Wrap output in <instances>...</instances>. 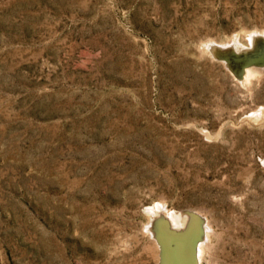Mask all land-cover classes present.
I'll list each match as a JSON object with an SVG mask.
<instances>
[{"label": "rangeland", "instance_id": "1", "mask_svg": "<svg viewBox=\"0 0 264 264\" xmlns=\"http://www.w3.org/2000/svg\"><path fill=\"white\" fill-rule=\"evenodd\" d=\"M190 214L264 264V0H0V264H162Z\"/></svg>", "mask_w": 264, "mask_h": 264}, {"label": "bare ground", "instance_id": "2", "mask_svg": "<svg viewBox=\"0 0 264 264\" xmlns=\"http://www.w3.org/2000/svg\"><path fill=\"white\" fill-rule=\"evenodd\" d=\"M176 218L177 217L175 216V219ZM181 220H182L181 221L182 223L184 219H181ZM195 220H196V216L190 214L189 218L185 222H183V225H184L183 232H185L183 234L177 233L176 230H172L170 228L165 229L161 223L162 219L157 220L153 224L152 234H154L153 236H155L154 238L156 239L157 244L160 246L159 248L161 249L162 264H190L187 261L188 260V253H187V248H186L187 246H185L186 244H184V242L187 241L186 238L188 236V232L190 228L192 227V224H194ZM176 223L178 224L179 222H176ZM173 226L175 227V225ZM177 226H179V224ZM199 249H198V252H199Z\"/></svg>", "mask_w": 264, "mask_h": 264}, {"label": "water", "instance_id": "3", "mask_svg": "<svg viewBox=\"0 0 264 264\" xmlns=\"http://www.w3.org/2000/svg\"><path fill=\"white\" fill-rule=\"evenodd\" d=\"M184 229V228H183ZM183 229H179L176 230L177 233H185L183 232ZM201 237V226H200V220L197 219L194 222V224H192V227L190 228L189 232H188V236L186 238L187 241L184 242V244H186L185 246H187V253H188V262L190 264H197V260H196V243L199 241Z\"/></svg>", "mask_w": 264, "mask_h": 264}]
</instances>
